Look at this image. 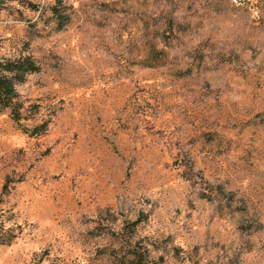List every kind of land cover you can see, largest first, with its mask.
Segmentation results:
<instances>
[{"label": "clouds", "instance_id": "1", "mask_svg": "<svg viewBox=\"0 0 264 264\" xmlns=\"http://www.w3.org/2000/svg\"><path fill=\"white\" fill-rule=\"evenodd\" d=\"M0 264H264V0H0Z\"/></svg>", "mask_w": 264, "mask_h": 264}]
</instances>
